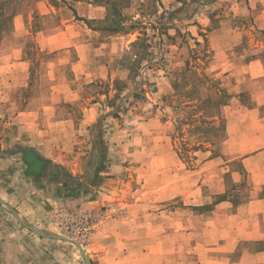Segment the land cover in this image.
Masks as SVG:
<instances>
[{"label":"rangeland","instance_id":"rangeland-1","mask_svg":"<svg viewBox=\"0 0 264 264\" xmlns=\"http://www.w3.org/2000/svg\"><path fill=\"white\" fill-rule=\"evenodd\" d=\"M236 9L230 0H0V139L21 120L50 134L64 162L50 160L57 195L98 201L51 218L90 264H264V239L225 238L240 220L231 214L247 210L213 213L220 200L254 194L226 183V165L239 162H226L225 120L209 102L239 89L233 48L264 58V30ZM97 239L104 259L89 247ZM64 245L84 264L75 243Z\"/></svg>","mask_w":264,"mask_h":264},{"label":"crops","instance_id":"crops-1","mask_svg":"<svg viewBox=\"0 0 264 264\" xmlns=\"http://www.w3.org/2000/svg\"><path fill=\"white\" fill-rule=\"evenodd\" d=\"M230 1H233L238 8L233 11V16L246 12L257 28L264 30V0ZM243 2L246 11L238 13ZM56 44L59 45H55L54 50L66 52L63 49L67 45ZM106 45L109 46L110 43H104L102 47L106 48ZM237 48H233L234 52L237 51L236 56H231L227 62L232 65L229 75L239 74L233 79L239 89L219 107L220 116L225 120L226 133L222 141L224 146L222 154L227 156L226 162L234 160L239 162L235 168L229 169L226 165L225 172L228 173L226 183L236 185L239 181L244 182L246 191L254 194L241 203L231 199L220 200L213 213H216L220 207L246 209L248 213L245 218L231 214V217L240 220L229 225L228 235L225 238L237 241L262 240L264 239V58L258 55L245 57L240 54V48ZM234 52L232 51V54ZM224 61H226L224 57L217 60L219 64ZM79 62L80 60L76 61ZM17 120H20V117H17ZM18 122L24 125L12 128L10 137L0 139L2 144L0 199L6 203V205L0 203V264H77L78 261L72 257L75 253L69 246L64 245L66 240L55 237L56 232L59 231L54 222L52 223V219L56 216L57 209H60L57 207L66 205L69 209L73 207H78L80 210L95 209L98 201L94 199L85 202L88 196L59 197L56 189L50 184V163L64 165V162L59 161L60 155L55 156L56 153L50 148V134L38 126L37 128L25 126L28 121ZM15 145L20 147L17 148ZM5 147L13 148L3 151ZM38 159L46 162L43 163ZM73 165L75 167H71L70 171L80 172L77 169L78 165L75 163ZM227 188L222 184L218 191L225 192ZM11 209L40 233L22 225ZM89 245L91 249L100 251V258L106 257L104 252H101L104 250L101 241L97 239ZM261 254L264 255V252H258L256 255ZM99 264L105 262L101 261Z\"/></svg>","mask_w":264,"mask_h":264},{"label":"water","instance_id":"water-1","mask_svg":"<svg viewBox=\"0 0 264 264\" xmlns=\"http://www.w3.org/2000/svg\"><path fill=\"white\" fill-rule=\"evenodd\" d=\"M0 203L3 204V205H6V203H4L1 199H0ZM11 211L14 213V215L16 216V218L18 219V221H19L22 225H24L25 227H27V228H29V229H32V230H35V231H37L38 233H40L38 230L34 229L33 225H31V224L28 223V222H25L22 218H20V217L16 214V212H15L13 209H11ZM55 237H58V238L63 239V240H68V241H71V242L75 243V245L77 246V248H78L80 254H81L82 257H83L84 264H90V261H89V259L87 258V256H86V254H85V252H84V249L82 248L81 244H79L78 242H76V241H74V240L68 239V238H66V237H64V236L56 235Z\"/></svg>","mask_w":264,"mask_h":264},{"label":"trees","instance_id":"trees-1","mask_svg":"<svg viewBox=\"0 0 264 264\" xmlns=\"http://www.w3.org/2000/svg\"><path fill=\"white\" fill-rule=\"evenodd\" d=\"M209 102H210L211 104L222 105L223 103H225V99H217V98L214 99V100H213V99H210ZM219 107H220V106H219ZM38 160H39V161H42V160H40V159H38ZM42 162L45 163L46 160H43ZM42 162H41V163H42ZM99 169L102 170V169H104V167H100Z\"/></svg>","mask_w":264,"mask_h":264}]
</instances>
